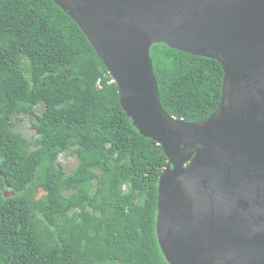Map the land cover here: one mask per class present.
<instances>
[{
    "label": "trees",
    "instance_id": "trees-1",
    "mask_svg": "<svg viewBox=\"0 0 264 264\" xmlns=\"http://www.w3.org/2000/svg\"><path fill=\"white\" fill-rule=\"evenodd\" d=\"M151 57L170 115L201 122L216 110L217 59L165 42ZM19 114L34 117L31 137L15 127ZM62 153L78 158L70 172ZM167 161L60 5L0 0V264H170L157 235Z\"/></svg>",
    "mask_w": 264,
    "mask_h": 264
},
{
    "label": "water",
    "instance_id": "water-1",
    "mask_svg": "<svg viewBox=\"0 0 264 264\" xmlns=\"http://www.w3.org/2000/svg\"><path fill=\"white\" fill-rule=\"evenodd\" d=\"M82 28L140 133L163 147L157 235L170 264H264V0H53ZM217 59L201 122L162 106L151 46Z\"/></svg>",
    "mask_w": 264,
    "mask_h": 264
},
{
    "label": "rangeland",
    "instance_id": "rangeland-1",
    "mask_svg": "<svg viewBox=\"0 0 264 264\" xmlns=\"http://www.w3.org/2000/svg\"><path fill=\"white\" fill-rule=\"evenodd\" d=\"M34 117L25 114H19L15 118V127L24 132L28 137L33 135L32 122ZM61 163H63L67 171H72L78 163V158L74 154L62 153L59 157ZM43 191H40L39 196L43 195Z\"/></svg>",
    "mask_w": 264,
    "mask_h": 264
}]
</instances>
